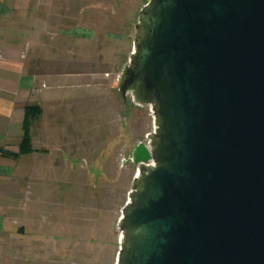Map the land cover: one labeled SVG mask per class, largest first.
Here are the masks:
<instances>
[{
  "label": "water",
  "instance_id": "95a60500",
  "mask_svg": "<svg viewBox=\"0 0 264 264\" xmlns=\"http://www.w3.org/2000/svg\"><path fill=\"white\" fill-rule=\"evenodd\" d=\"M117 82L155 128L116 264H264V0H147Z\"/></svg>",
  "mask_w": 264,
  "mask_h": 264
},
{
  "label": "rangeland",
  "instance_id": "374dc122",
  "mask_svg": "<svg viewBox=\"0 0 264 264\" xmlns=\"http://www.w3.org/2000/svg\"><path fill=\"white\" fill-rule=\"evenodd\" d=\"M146 2L51 0L41 11L50 38L65 31V78L82 85L65 89L64 113L47 120L41 141L42 111L30 123L35 154L21 159V197L0 239V264H116L119 219L137 172L130 154L155 128L151 105L117 88Z\"/></svg>",
  "mask_w": 264,
  "mask_h": 264
},
{
  "label": "crops",
  "instance_id": "0c3cea01",
  "mask_svg": "<svg viewBox=\"0 0 264 264\" xmlns=\"http://www.w3.org/2000/svg\"><path fill=\"white\" fill-rule=\"evenodd\" d=\"M50 3L0 0V239L12 230L11 213L18 209L21 159L35 154L13 158L1 152L18 153L26 106H39L45 117V127L38 128L40 139L33 140L36 144L49 132L47 120L64 113L65 89L74 91L82 85L79 78H65V52L60 47L65 31L50 38L52 22L41 13Z\"/></svg>",
  "mask_w": 264,
  "mask_h": 264
},
{
  "label": "trees",
  "instance_id": "16d2710c",
  "mask_svg": "<svg viewBox=\"0 0 264 264\" xmlns=\"http://www.w3.org/2000/svg\"><path fill=\"white\" fill-rule=\"evenodd\" d=\"M40 113H41V109L37 105H29L25 107L24 118H23V123H22V135L20 138L18 153L1 152L3 155L11 156L14 158V157H17L18 155H25V154L32 153L34 151L31 148L29 126H30V123L37 120Z\"/></svg>",
  "mask_w": 264,
  "mask_h": 264
},
{
  "label": "flooded vegetation",
  "instance_id": "af4514ba",
  "mask_svg": "<svg viewBox=\"0 0 264 264\" xmlns=\"http://www.w3.org/2000/svg\"><path fill=\"white\" fill-rule=\"evenodd\" d=\"M133 149H134V147H133ZM133 149H132V151H133ZM132 151H131V153H132ZM130 159H131V154H130Z\"/></svg>",
  "mask_w": 264,
  "mask_h": 264
}]
</instances>
